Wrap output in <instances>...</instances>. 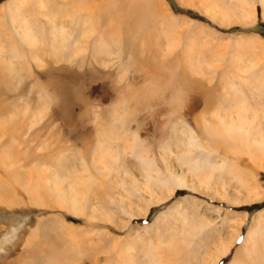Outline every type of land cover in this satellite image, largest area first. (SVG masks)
<instances>
[{"label": "rangeland", "instance_id": "1", "mask_svg": "<svg viewBox=\"0 0 264 264\" xmlns=\"http://www.w3.org/2000/svg\"><path fill=\"white\" fill-rule=\"evenodd\" d=\"M11 1L0 0V264H143L153 260V249L163 255L164 264H200L204 257L215 264L211 255L233 236L237 219L243 216L235 245L217 264H264V244L255 246L252 240L242 246L264 210V159L261 166L245 154L238 160L262 193L258 201L236 204L168 183L164 187L175 188V193L131 221L109 177L95 172L90 185L68 176L74 157H89L97 142L98 122L108 123L116 105L128 107L124 129L140 137L134 150L149 149L158 158L160 146L184 124L199 130L203 118L214 120L223 107L234 106L232 89L245 91L255 101L251 83L264 87L260 0H254L256 20L232 24L221 22L207 9H231L226 0L15 1L23 16L37 21L45 37L46 9L59 5L100 9L96 34L103 35L115 53L108 65L105 58L110 55L102 56L105 61L95 55L93 43L98 37L89 40L84 60L72 64L43 45H27L15 28L23 24L22 18H12L8 12ZM167 40L178 41L177 46H168ZM35 54L38 60L33 59ZM250 61L254 66L245 78ZM259 127L264 129L261 121L258 131ZM200 142L212 149L206 139ZM225 148L221 145V156ZM205 154L203 150L197 156ZM159 158L155 168L163 171ZM116 163L113 176L123 187L125 172L139 178L144 172L135 154ZM70 183L85 194L81 215L66 206ZM131 195L138 201L136 193ZM180 213H186L191 223L208 221L210 227L185 245L180 229L187 224L179 221ZM263 234L255 240L262 242ZM171 237L177 246L168 249Z\"/></svg>", "mask_w": 264, "mask_h": 264}, {"label": "bare ground", "instance_id": "2", "mask_svg": "<svg viewBox=\"0 0 264 264\" xmlns=\"http://www.w3.org/2000/svg\"><path fill=\"white\" fill-rule=\"evenodd\" d=\"M15 1L24 4L26 0H12L7 7L12 18L16 16L22 18L21 21H23V24L21 26H15V28L19 38L27 45L33 48H38L43 45L48 48V52H54L56 55H59L60 58L66 59V61L69 59L68 62L72 64L78 61V59L80 60L82 58V61L84 60V52L88 51L90 47L89 40L98 37L94 43H91L95 44L97 54L93 53L98 58L100 57V61L104 59L102 58L103 55L108 54V56L110 55V59L108 58L107 60L105 58V64H107V61L110 62L115 55L114 51L112 52L113 48L105 44V40L102 39L103 35L101 37V35L98 36L96 34V25L101 23L100 15L98 14L100 9L97 11H95V9L88 10L85 6L86 10L84 11L81 8L73 6V8H66L64 5L46 9L44 13L42 12V16L49 26L48 37H45V35L40 34L39 27H36L34 22L37 21L33 22L31 18L29 19L23 16L15 7ZM226 1L231 4V9L224 10L217 8L214 12H211L210 8L207 9L212 15L218 16L215 18H219L221 22L225 20L228 24H232V22L236 20L244 22H253L256 20L254 0ZM260 2L264 8V0H260ZM39 4L40 8L46 7L42 2ZM69 6H71V4ZM1 9L2 7H0V10ZM43 10L45 9L43 8ZM76 27H78L79 34L77 37H74V31L76 30L74 28ZM167 43L168 46L175 47L178 41L175 44V41L167 40ZM35 56L36 54L32 56L34 60L37 59H35ZM253 66L254 63L251 61L245 66V72L243 71L245 78L247 77L245 73L250 76V70ZM248 68H250V70ZM247 79L245 83H248ZM259 83L260 82H258V84L251 83V96L257 97L255 101L252 102L249 99L250 95H247L245 91L234 88L231 90L234 92V96H236L234 102H232L234 106L227 109L226 106L223 107L222 111L216 114L214 120L210 117L203 118L199 130L197 127L194 128L193 126H186V124H184L182 130L173 136L170 142L165 141L164 144L160 146L159 151H157L160 157L158 158L161 159L164 165L163 171H160L159 168H155L158 158L156 157L157 155L155 156L152 154V151L149 149L144 150L142 147L137 151L134 150L137 143L140 141V137L138 136V132L134 131L136 133H133L124 129L125 124L127 122L129 123V120L126 118V110L128 107L125 109L124 103L121 106L116 105L109 112L110 117L108 123H96L98 127L97 142L89 157L87 158L84 155L74 157L75 163H73L71 171H68V176L85 180V182H88L90 185L91 183L89 182H94L96 178L95 175L97 174L102 178L109 177L116 184L115 186H117L118 201L124 203L123 207L125 208V213L129 216L128 221H131L133 217L147 215L151 208V204H158L172 196L175 193V188L164 187L168 183L179 187V189L189 188L199 192L201 191L212 196V198L225 199L236 204L258 201L263 198L262 193L256 185L253 184L254 180H252V182L250 181L252 174L245 172V169L240 166L238 160L245 154L249 156L256 166H261L263 163L264 129L259 127L258 131L256 128L259 121H261L262 126H264V99L262 98L264 97V87L261 86L262 83L260 85ZM189 107L190 106H187V109ZM27 110H29V108ZM202 138L206 139L207 143L211 144L212 149L209 150L210 145L208 147L200 142ZM221 145L226 146L222 156L220 155ZM203 150L208 154H205L202 158L198 157V153ZM128 154H135L139 158L141 168L144 172L141 174L140 178L136 176L132 177L125 172L123 187L119 185L121 182L115 180L113 173L117 170L115 166L117 164L116 162L121 159V157L124 159ZM230 155H232L231 158ZM81 172L84 173L81 174ZM95 172L97 174H95ZM201 173H203L204 176H202ZM134 193H136L138 201L133 198L135 195H131ZM85 199V194L78 191L74 184L70 183L68 185L65 193V203L66 206H70L71 212L76 215L83 214L82 211L85 209L83 201ZM1 200L3 199L0 196V201ZM141 204L146 205V208L144 209ZM244 217L245 216L237 219L239 220L236 223L238 227H234L236 230L233 236L230 237L229 240L223 241L217 249V253L211 255L212 258H215V264L232 250L240 233V226L246 218ZM257 217L258 218H255L253 221L252 227L247 232L248 234L242 245L244 247L249 245V242L252 240H254L253 244L255 246L257 244H264V210H261ZM189 220L190 218L188 219L186 213H180L179 221L182 222V225L187 224L186 229H180L183 235H181V242L185 245L188 244L189 239L191 240L195 234L200 235L199 233H201L204 228L210 227L208 221L204 223H191ZM261 234H263V241L255 240V238ZM173 240V237L168 239V249H172V244L175 243H172ZM174 246L176 248L177 245L174 244ZM145 254L148 253L145 252ZM150 254L153 255V260L146 261L143 264H164L163 255L160 252L153 249ZM200 264H211V262L209 258L204 257Z\"/></svg>", "mask_w": 264, "mask_h": 264}]
</instances>
